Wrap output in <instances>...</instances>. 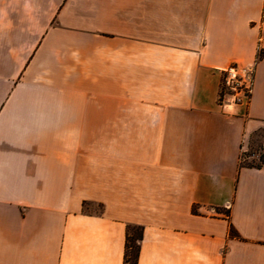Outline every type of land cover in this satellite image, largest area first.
<instances>
[{"label":"crops","instance_id":"0c3cea01","mask_svg":"<svg viewBox=\"0 0 264 264\" xmlns=\"http://www.w3.org/2000/svg\"><path fill=\"white\" fill-rule=\"evenodd\" d=\"M261 34L264 0H0V264H125L127 226L136 264H264Z\"/></svg>","mask_w":264,"mask_h":264},{"label":"built area","instance_id":"2783aa9c","mask_svg":"<svg viewBox=\"0 0 264 264\" xmlns=\"http://www.w3.org/2000/svg\"><path fill=\"white\" fill-rule=\"evenodd\" d=\"M263 57L264 35L261 34L257 40V55L255 61ZM254 71V64L242 68L234 62L221 68L219 102L248 103L253 89Z\"/></svg>","mask_w":264,"mask_h":264},{"label":"trees","instance_id":"16d2710c","mask_svg":"<svg viewBox=\"0 0 264 264\" xmlns=\"http://www.w3.org/2000/svg\"><path fill=\"white\" fill-rule=\"evenodd\" d=\"M253 152L246 151L242 152L240 158L241 167H255L260 168L264 163V153L263 151L259 153L257 159L252 158L251 160H246L248 157H251ZM142 236V227L140 226H127V242H126V255H125V264H136L137 262V253H138V244L137 239Z\"/></svg>","mask_w":264,"mask_h":264},{"label":"rangeland","instance_id":"374dc122","mask_svg":"<svg viewBox=\"0 0 264 264\" xmlns=\"http://www.w3.org/2000/svg\"><path fill=\"white\" fill-rule=\"evenodd\" d=\"M263 144H264V130L258 131L256 134H253L249 141L247 142V151L253 152L251 157H248L246 160H251L252 158L257 159L260 152L263 151Z\"/></svg>","mask_w":264,"mask_h":264}]
</instances>
